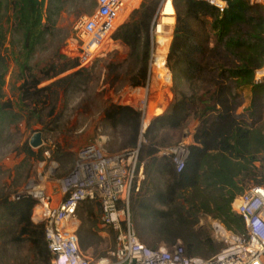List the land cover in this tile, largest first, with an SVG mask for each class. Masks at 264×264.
<instances>
[{
	"label": "trees",
	"instance_id": "1",
	"mask_svg": "<svg viewBox=\"0 0 264 264\" xmlns=\"http://www.w3.org/2000/svg\"><path fill=\"white\" fill-rule=\"evenodd\" d=\"M160 0H146L114 38L129 51L133 61L129 86L145 87L148 82L150 35ZM221 13L197 0H174L177 14L167 67L173 76L174 99L167 111L156 117L144 134L138 155V174L144 179L130 199L131 220L142 243L156 249L183 243L189 257L211 259L223 245L216 242L207 227L196 228L201 218L222 222L235 234H246L243 218L233 210L235 200L253 186H264V83L256 84V72L264 67V7L250 0H224ZM63 0H0V36L4 20L11 24L12 62L19 71V111L41 118L54 116L61 94L76 90L89 81L88 69H78L76 59L60 56L58 62L35 74L31 65L36 50L50 33ZM10 58L0 55V125L23 119L11 102H3V88ZM73 73L58 78L68 71ZM55 80V81H54ZM44 82H51L42 86ZM251 91V102L242 110ZM21 106L25 108H21ZM242 110V112H241ZM193 119L198 126L188 156L178 168L175 154H167L171 144L166 136L184 129ZM105 122L121 128L128 136V148H137L142 115L136 109L111 104ZM28 158L48 159L44 150L35 152L25 144ZM258 164L260 166H258ZM37 200L21 196L2 197V219L10 222L11 242L28 241L35 264H51L43 224L31 216ZM81 248L90 249L98 232L116 233L102 226L97 202H82L78 209ZM101 227V228H100ZM19 230V232H18ZM28 264V263H27ZM31 264V263H30Z\"/></svg>",
	"mask_w": 264,
	"mask_h": 264
},
{
	"label": "built area",
	"instance_id": "2",
	"mask_svg": "<svg viewBox=\"0 0 264 264\" xmlns=\"http://www.w3.org/2000/svg\"><path fill=\"white\" fill-rule=\"evenodd\" d=\"M143 1L96 0L93 13L76 22L73 27L74 37L69 40L78 69H89L97 59L121 47L114 36L131 14L141 7ZM197 1L207 3L221 13L228 8V3L224 0ZM169 2L175 10L174 0H162L152 24L150 75L146 86L141 88L145 91V96L139 98L140 103L136 104L139 89L136 88L131 91L132 98L128 103L122 104L141 113L142 130L145 133L149 127H144V122L150 107L149 90L154 80V66L157 55L162 53L159 41L172 38L175 29V23L168 25L161 22ZM250 2L264 7V0ZM169 17L176 19V13ZM168 50L164 57L167 79H160L162 85L173 83L172 73L167 67ZM255 83H264V67L256 72ZM188 153V147L183 144L167 150L168 155H176L178 168ZM138 155L139 148L110 153L108 138L101 136L78 151L72 170L58 181L57 201L46 195V189L42 186L31 185V193L23 195L37 200L32 220L45 227L46 242L52 254L51 264H264V186L251 187L233 204V210L243 218L246 234H235L219 220H211L212 237L223 245L221 251L211 259L189 257L181 242L172 247L162 246L156 249L143 244L136 233L130 213L135 180L138 191L144 179L143 167L136 173ZM53 167L55 164L50 167L47 176L54 174ZM85 201L100 204L102 226L116 233V248L98 260L81 248L78 237L80 221L77 214L79 206Z\"/></svg>",
	"mask_w": 264,
	"mask_h": 264
},
{
	"label": "rangeland",
	"instance_id": "3",
	"mask_svg": "<svg viewBox=\"0 0 264 264\" xmlns=\"http://www.w3.org/2000/svg\"><path fill=\"white\" fill-rule=\"evenodd\" d=\"M161 3L162 0L159 1L156 14ZM95 5L96 0H63L61 12L52 17L54 25L50 33L46 35L43 43L38 46L31 61L37 76H41L40 72L42 70L58 62L60 56L74 58L72 48L69 45V40L74 37L73 27L81 18L92 14ZM4 22L2 31L4 39L0 36V55L10 58V67L3 88L4 98L2 101L13 103L15 112L21 114L23 119L14 124L0 125V200L2 197L8 196L11 200L16 201L19 196L31 193V185L32 187L35 185L42 186L46 189V195L57 201L59 199L58 181L70 173L78 151L85 145L94 142L101 136H105L108 138L110 153L136 149L128 148V136L123 133L121 128L114 129L105 122V110L111 104H126L132 98L130 97L131 91L136 89L129 86L131 78L129 74L134 68L133 61L129 58L128 49L121 44L118 50L97 59L88 69L86 79H89V81L87 83L80 85L74 91L69 90L67 94H61L53 117H47L49 108L45 109L41 118L33 117L29 111H19L18 87L21 83L18 77V68L12 62V54L17 53L18 48L12 46L11 22L9 24L5 20ZM173 36L174 31L172 38L167 39L170 44L168 52L173 42ZM151 46L150 35L148 75H150ZM73 72L74 70L68 71L58 78ZM163 76H167L166 70H163ZM50 83L44 82L41 87ZM152 83L149 90V99L152 105L149 107V117L145 120L144 127L149 126L156 117L164 114L174 99L173 83L162 85L156 79ZM138 88L141 89V87ZM142 92L144 93L142 96L138 97L137 95L138 101L140 97L145 96V91L142 90ZM245 96L246 102L242 110L250 106L251 91H245ZM138 101L136 104L140 103ZM21 108L25 107L21 106ZM197 126L198 122L191 119L180 132H170L166 136L167 142L171 144L167 149L178 148L181 144L186 148L191 146ZM37 133L42 134L43 144L40 148L34 149L30 146V142ZM140 139L139 136L137 148ZM144 142L143 137L142 143ZM25 144H29L37 153L40 149H43L44 156L48 160L42 162L37 158L26 157L23 152ZM44 163L45 165H43ZM53 164H55V167H53L55 172L52 176H47ZM258 166L260 165L258 164ZM3 214L4 212L0 207V264H35L31 245L27 240L23 241V238L20 243L11 242L13 238H17L18 233L13 235L8 233L13 227L10 222L2 219ZM212 219L211 217L201 218L196 228L205 226L211 231L210 222ZM78 220L81 227L80 217H78ZM97 236L101 239L95 238L92 247L87 250V253L95 260L106 257L117 246L111 233L100 231ZM162 246L166 245L163 244L160 247Z\"/></svg>",
	"mask_w": 264,
	"mask_h": 264
},
{
	"label": "bare ground",
	"instance_id": "4",
	"mask_svg": "<svg viewBox=\"0 0 264 264\" xmlns=\"http://www.w3.org/2000/svg\"><path fill=\"white\" fill-rule=\"evenodd\" d=\"M175 13L176 12H175L174 8L172 7L171 2L167 3V6H166L165 11L163 13V17L161 19L162 24L173 25L176 22V19L174 17H169V16H172ZM169 40H170V38H169ZM159 42H160V46H162L161 47L162 53L157 55V59H156L155 66H154L155 67L154 68V73H155L154 80L156 79L157 82H159L160 79H163V80L167 79V76L166 77L163 76V70H166V68L164 66V63H165L164 57H165L167 50H168V47H169V41H167V39H160ZM143 94L144 93L142 92L141 89L137 90L138 97L142 96ZM150 105H152V103H150ZM148 117H149V109H148L147 119H148ZM35 190L40 191V189H37V188H35Z\"/></svg>",
	"mask_w": 264,
	"mask_h": 264
},
{
	"label": "water",
	"instance_id": "5",
	"mask_svg": "<svg viewBox=\"0 0 264 264\" xmlns=\"http://www.w3.org/2000/svg\"><path fill=\"white\" fill-rule=\"evenodd\" d=\"M144 133H145V130H141V134H140V142H139V145H138V148H140L141 144H142V138L144 137ZM43 144V140H42V134L41 133H37L33 136V138L31 139V142H30V146L34 149H37V148H40Z\"/></svg>",
	"mask_w": 264,
	"mask_h": 264
},
{
	"label": "crops",
	"instance_id": "6",
	"mask_svg": "<svg viewBox=\"0 0 264 264\" xmlns=\"http://www.w3.org/2000/svg\"><path fill=\"white\" fill-rule=\"evenodd\" d=\"M87 252V251H86Z\"/></svg>",
	"mask_w": 264,
	"mask_h": 264
}]
</instances>
